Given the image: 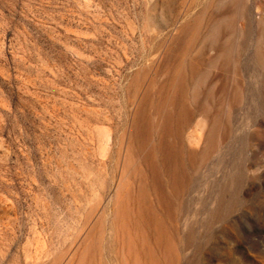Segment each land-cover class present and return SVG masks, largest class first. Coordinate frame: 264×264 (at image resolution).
Wrapping results in <instances>:
<instances>
[{
  "label": "rangeland",
  "instance_id": "1",
  "mask_svg": "<svg viewBox=\"0 0 264 264\" xmlns=\"http://www.w3.org/2000/svg\"><path fill=\"white\" fill-rule=\"evenodd\" d=\"M0 264H264V0H0Z\"/></svg>",
  "mask_w": 264,
  "mask_h": 264
},
{
  "label": "bare ground",
  "instance_id": "2",
  "mask_svg": "<svg viewBox=\"0 0 264 264\" xmlns=\"http://www.w3.org/2000/svg\"><path fill=\"white\" fill-rule=\"evenodd\" d=\"M81 262V261H80Z\"/></svg>",
  "mask_w": 264,
  "mask_h": 264
}]
</instances>
